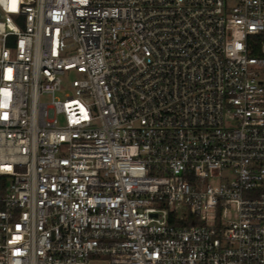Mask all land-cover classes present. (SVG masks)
<instances>
[{"label": "built area", "instance_id": "1", "mask_svg": "<svg viewBox=\"0 0 264 264\" xmlns=\"http://www.w3.org/2000/svg\"><path fill=\"white\" fill-rule=\"evenodd\" d=\"M0 177V264H264V0H0Z\"/></svg>", "mask_w": 264, "mask_h": 264}, {"label": "rangeland", "instance_id": "2", "mask_svg": "<svg viewBox=\"0 0 264 264\" xmlns=\"http://www.w3.org/2000/svg\"><path fill=\"white\" fill-rule=\"evenodd\" d=\"M75 78H77L76 73H74V72H70V73L66 76V78H65L64 85H65L66 87H68V86L70 85V83H71ZM59 96H60V97H63V95H59Z\"/></svg>", "mask_w": 264, "mask_h": 264}, {"label": "trees", "instance_id": "3", "mask_svg": "<svg viewBox=\"0 0 264 264\" xmlns=\"http://www.w3.org/2000/svg\"><path fill=\"white\" fill-rule=\"evenodd\" d=\"M4 180L0 177V186L3 184Z\"/></svg>", "mask_w": 264, "mask_h": 264}]
</instances>
